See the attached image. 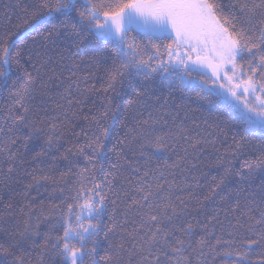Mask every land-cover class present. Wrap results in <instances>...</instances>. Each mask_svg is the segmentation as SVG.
Masks as SVG:
<instances>
[{"label":"trees","instance_id":"trees-1","mask_svg":"<svg viewBox=\"0 0 264 264\" xmlns=\"http://www.w3.org/2000/svg\"><path fill=\"white\" fill-rule=\"evenodd\" d=\"M236 2L217 0L225 14ZM41 3L42 0H0V38L7 35L9 44L16 41V51L21 53L20 63L12 62L8 81L0 87V244L7 248L16 242V254L24 264H63V257L51 247V242L49 247H43L45 236H62V217L68 206L80 213L78 191L81 186L85 190L79 193L81 198L95 195L99 189L90 191L95 181L105 197L101 224H117L107 239L98 237L100 247L123 243L129 249L142 234V230L136 232L137 239H133L132 234L140 226L138 212L146 211L130 209L129 204L140 195L135 189L143 172L152 169L145 179L151 182L155 174L163 185L160 190L153 188L157 199L171 186L169 194L180 213L173 223L193 225V247L201 237L206 239V254L201 258L204 264H238L240 258L227 255V250L245 249L243 241L254 236L249 225L257 231L264 228L256 224L264 211V168L242 167L245 159H256L264 153V130L250 132L243 112L217 94L199 91L205 80L206 88L211 85L209 74L193 73L189 77L193 85L186 87L177 78L167 79L159 69H149L147 76L126 70L112 88L105 90L112 69L121 63L113 46L98 38L86 19L83 27L77 23L79 11L67 21L57 14L29 32L30 26L46 13L38 11ZM79 3L96 4L97 0ZM236 14L239 15L238 10ZM172 38L153 35L149 39L148 34L134 28L129 33L145 60L156 51L155 46H160L161 52L166 45L176 48ZM164 60L167 62L166 56ZM148 63L157 66L155 60ZM25 70L35 78L30 94L24 97L28 120L13 122L11 116L23 111L15 101L16 92L25 82ZM242 71L247 73L246 63ZM105 110L108 116H103ZM109 124L113 135L104 144L106 148L115 145L119 155L109 152L105 169L114 176H102L97 161H93L97 163L94 175L91 171L81 173L90 165L79 153V146L90 142ZM140 133L163 136L168 143L162 154L156 153L150 159L141 155L144 141ZM84 151L90 153L88 148ZM165 160L169 165L180 160V166L169 168ZM112 163L117 167H111ZM157 169L163 171L162 177ZM221 179L223 184L215 188ZM25 221L38 224L40 235L21 237ZM84 223H88L87 218ZM217 237L235 243L216 245ZM124 256L125 260L129 258L127 252ZM131 260L136 264L137 256L132 255ZM192 261L198 264L196 254ZM262 262L264 246L252 245L246 264ZM0 264H13V260L0 253Z\"/></svg>","mask_w":264,"mask_h":264},{"label":"snow or ice","instance_id":"snow-or-ice-1","mask_svg":"<svg viewBox=\"0 0 264 264\" xmlns=\"http://www.w3.org/2000/svg\"><path fill=\"white\" fill-rule=\"evenodd\" d=\"M229 7L231 11L225 14L217 0H113V2L97 0L96 4L83 5H80L79 0H42L38 11L46 10V13L41 15L28 31L30 32L45 21L52 20L57 14L63 17L64 21L71 20L73 13L79 11L80 20L77 23L83 27L86 19L88 26L95 30L96 36L105 43L111 44L117 55L121 57L120 66L112 69L105 90L112 88L119 78L124 76L126 70H133L136 75L147 76L150 75V71L156 72L159 69L167 79L177 78L186 87L193 85V80L189 79L193 73L207 76V70H210L211 77H215V80H212L213 84L219 80H227L228 86L219 84L218 87L226 88L235 101L243 104L244 119L249 131L254 133L257 129L264 130V83H259L264 80V0H243V2L237 0ZM237 10L239 15L236 14ZM237 21H239V27ZM71 26L75 28L76 24ZM134 26L148 34L149 39L155 34L171 38L170 33H174L173 44L177 47L166 45L161 52L160 46H155L156 51L148 55L145 60L143 55L138 53L134 42L129 39V33ZM166 34L169 35L166 36ZM209 36L218 57L215 62H205L201 56L203 49L200 44H206ZM193 40L196 41L195 44L191 43ZM185 45H187L186 49ZM192 53H196L195 58ZM164 56L167 57V62ZM20 57L21 53L16 51V41L9 44L7 35L0 38V87L8 81L12 62L15 60L19 64ZM28 58L31 59V56ZM149 60H155L157 66L153 67L148 63ZM245 63L248 68L247 73L242 71ZM257 73L260 75L257 76ZM34 80L32 74L25 70V82L22 89L16 92L18 99L15 101V104H19L23 111L11 116L13 122L28 120L29 108L24 103V97L30 94ZM234 80L235 83H233ZM206 84L207 80L199 86V91L214 95L215 89L206 88ZM239 89L243 91L238 95ZM249 94L252 97L251 104L246 99ZM234 106L238 107V105ZM103 116H108L107 110ZM112 119H115L114 115ZM2 131L3 129L0 128V132ZM112 135V126L109 124L103 127L99 134H94L90 142L79 146V153L85 155L90 165V167L82 168L81 173L91 171L94 175L97 163L93 161H97L102 176L105 178L108 175L114 176V173H109L105 169L108 153L114 152L119 155L115 145L106 148L104 144V140ZM140 135L144 141L140 146L141 155L148 156L149 159L156 153L162 154L161 150L168 143L160 135L150 133L149 135L140 133ZM48 144L49 147L53 144L51 137ZM85 148L90 149V153L85 154ZM146 148L156 151L148 153L145 151ZM164 163L169 168L180 166V160L171 165L167 163V160ZM111 167L116 168L117 164L112 163ZM242 167L264 168V153L256 159H245ZM11 171L12 169L9 168V172ZM136 171L139 172L140 169ZM153 171L148 169L143 172L135 189L140 195L138 198H132L129 204L130 209L132 207L146 209V211L138 212L140 226L132 234L133 239H137L136 232L142 230V234L139 235L137 243L131 245L129 249H126L123 243L118 246L109 243L106 248L100 247L98 237L103 235L107 239L108 232L115 231L117 224L115 221L110 227L101 224L100 217L105 207V197L101 194L103 189L100 188V184L95 181L90 191L96 189L99 191H95V195L85 194L81 198L79 193L85 191L81 186L76 202L82 211L74 213L72 205H69L67 214L62 217V236L47 234L43 247H49L51 242V247L63 257V264H132V255L137 256L136 264H193V254H196L198 264H204L201 258L206 254L204 251L207 247L206 239L201 237L197 246L193 247L191 239L193 225L188 223L185 227L173 223L180 213L177 212L172 196L169 194L171 186L168 193L160 192L157 199V193L153 191V188L160 190L163 185L159 183L155 174L151 182L145 179ZM156 171H159L161 177L164 175L163 171L159 169ZM223 182L221 179L215 188H219ZM107 183L111 184V181ZM176 199L183 203V199L179 196ZM85 218L88 220L87 224L84 223ZM256 224L264 225V211L260 213V219L256 221ZM249 231H252L254 236L243 241L246 247L242 252L232 248L227 250V255L235 254L240 258L238 264H246L247 253L251 251L252 245L264 246V228L257 231L254 225H249ZM19 235L25 239L40 235L38 224L33 225L25 221L23 231ZM229 235L233 233L229 232ZM222 243L231 245L235 241L217 237L215 244ZM16 247V242L7 248L0 244V253L11 257L13 264H24L23 259L16 254ZM212 249L215 250V245ZM125 252L129 255L127 260H125Z\"/></svg>","mask_w":264,"mask_h":264},{"label":"rangeland","instance_id":"rangeland-1","mask_svg":"<svg viewBox=\"0 0 264 264\" xmlns=\"http://www.w3.org/2000/svg\"><path fill=\"white\" fill-rule=\"evenodd\" d=\"M134 29L140 31V32H144L142 31L139 27H135L134 26ZM145 33V32H144ZM155 35H159V34H155ZM171 36L174 37V33H170ZM191 43L195 44L196 41L193 40L191 41ZM185 48H187V45L184 46ZM200 47L203 49V51L201 52V56L204 58L205 62H215L216 59H218L217 57V53L215 51V48H214V44H213V41L211 39V37L209 36L208 39H207V43H201L200 44ZM192 56L193 58H195L196 56V53H192ZM226 67H230V66H226ZM207 73L211 76V72L210 70H207ZM229 75H231V73H229ZM212 80H215V77H211ZM236 81L234 80L233 83H235ZM219 84H225L226 86H228L227 84V80H219L216 82V84H213L211 82V85L208 86V87H212L215 89V94H217L218 96H220L224 101H227L233 105H238V110H240L241 112H243V104L240 103V102H237L235 101V98L231 96L230 93H228L226 91V88H219L218 85ZM242 89H239L237 90V94H241L242 93ZM247 101L249 102V104L252 103V97L251 95H247L246 97Z\"/></svg>","mask_w":264,"mask_h":264}]
</instances>
